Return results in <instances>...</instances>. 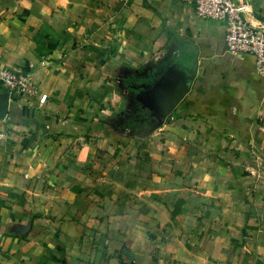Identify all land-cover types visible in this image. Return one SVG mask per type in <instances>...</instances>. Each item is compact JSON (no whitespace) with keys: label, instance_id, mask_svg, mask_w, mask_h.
<instances>
[{"label":"crops","instance_id":"0c3cea01","mask_svg":"<svg viewBox=\"0 0 264 264\" xmlns=\"http://www.w3.org/2000/svg\"><path fill=\"white\" fill-rule=\"evenodd\" d=\"M0 69L39 91L0 90V264H264V73L220 24L0 0Z\"/></svg>","mask_w":264,"mask_h":264},{"label":"built area","instance_id":"2783aa9c","mask_svg":"<svg viewBox=\"0 0 264 264\" xmlns=\"http://www.w3.org/2000/svg\"><path fill=\"white\" fill-rule=\"evenodd\" d=\"M176 1L191 6L199 19L220 24L224 29L226 51L253 57L257 71L264 73V23L254 19L250 0ZM0 90L11 97H36L39 92L30 75L11 69H0Z\"/></svg>","mask_w":264,"mask_h":264}]
</instances>
